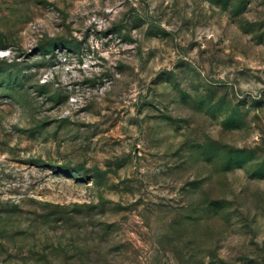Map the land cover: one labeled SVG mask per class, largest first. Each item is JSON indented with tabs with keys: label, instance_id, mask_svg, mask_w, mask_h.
<instances>
[{
	"label": "rangeland",
	"instance_id": "1",
	"mask_svg": "<svg viewBox=\"0 0 264 264\" xmlns=\"http://www.w3.org/2000/svg\"><path fill=\"white\" fill-rule=\"evenodd\" d=\"M0 264H264V0H0Z\"/></svg>",
	"mask_w": 264,
	"mask_h": 264
}]
</instances>
